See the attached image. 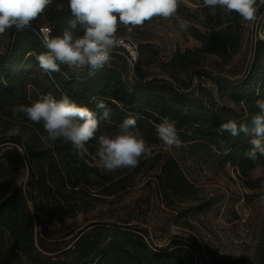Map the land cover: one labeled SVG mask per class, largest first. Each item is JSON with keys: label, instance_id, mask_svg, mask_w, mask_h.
I'll use <instances>...</instances> for the list:
<instances>
[{"label": "trees", "instance_id": "obj_1", "mask_svg": "<svg viewBox=\"0 0 264 264\" xmlns=\"http://www.w3.org/2000/svg\"><path fill=\"white\" fill-rule=\"evenodd\" d=\"M260 11L264 14V7ZM72 18L70 11L50 6L32 22V29L21 33L10 31V35H17L19 42L11 51L0 54V192L8 165L24 161L28 170L26 188H15L0 199V246L8 250L16 264H200L192 247L181 240H172L170 250L156 249L135 225L113 227V224L104 225L103 222H95L91 229L77 232L78 237L71 248L59 252L63 260H52L43 254L41 245L47 243L45 238L61 237H47L46 221L41 222L40 214L49 217L61 204L73 208L92 193L114 194L113 187L124 175H102L100 167L89 162L91 155L98 157L99 136L110 131L111 135L115 134L128 116L136 118V127L149 146L160 141L155 126L167 117L176 122L183 143L203 140L222 154L228 149L225 156L243 175L262 168L263 174L250 182L251 187H261L264 184V156L258 155L251 160L244 155L252 147L250 138L244 139L242 134L232 137L227 132L218 134L215 129L229 119L217 122L216 116L206 118L202 110L190 107L185 81L180 78L181 84L175 80L178 75H186L201 64L199 55L202 52L224 57L230 49L234 50L240 41L238 21L231 14L223 13V22L227 25L215 32L203 34L190 28V33L202 46L184 52L176 50L168 61L160 64L163 75L150 79L143 68L154 62L157 53L149 49L148 44L138 45L132 65L119 48L111 54L110 63L93 76H89L87 70L84 75L77 76L64 65L59 72L46 74L39 68L35 56L29 55L46 51L37 35L40 23L45 19L52 28V35H59ZM257 44L264 46V40H258ZM260 53V49L255 52V59ZM28 65H35V70L27 69ZM260 69L257 87L255 84L247 86L244 81L239 93V100L245 104L250 116L258 111L255 101L264 99V61ZM45 94H52L58 100L66 94L98 117L102 110L96 107L97 101L103 100L111 110L109 119L100 120L96 138L85 145L86 151L82 155L63 140L42 144L40 137L46 135L42 124L29 121L23 114L13 116L11 108L14 105H28ZM13 127H20L21 134L6 136L7 130ZM156 156L159 159L160 153ZM159 171L156 177L165 198L170 190L179 197L189 195L185 192L186 180L174 159L163 158L159 162ZM38 226H41V232L36 231ZM72 230L70 228L66 235Z\"/></svg>", "mask_w": 264, "mask_h": 264}, {"label": "rangeland", "instance_id": "obj_2", "mask_svg": "<svg viewBox=\"0 0 264 264\" xmlns=\"http://www.w3.org/2000/svg\"><path fill=\"white\" fill-rule=\"evenodd\" d=\"M51 6L70 11L67 0H54ZM262 13L257 15L264 16ZM231 16L238 21L240 31V41L235 49H230L224 57L202 52L199 55L201 64L186 75H178L175 80L178 83H181L180 78L185 81L186 91L190 94L188 105L202 110L206 118L216 116L217 122L231 119L249 123L251 116L239 100V93L244 81L247 86L255 84L257 87L264 61V46L257 42L264 40L261 37L264 19L248 23L235 13ZM181 23L189 24L187 30L180 28ZM226 25L223 12L218 10L213 16L201 0H181L176 16L146 21L134 30L131 41L138 45L148 44L149 49L157 53L154 62L143 68L150 79L163 75L160 64L168 61L176 50L184 52L202 46L192 36L190 28L204 34ZM41 27H50V24L42 19ZM120 34L124 35L123 29ZM17 41L15 33L10 35L8 32L0 37V54L11 51ZM258 49L261 53L255 59ZM35 68V65L27 66L30 70ZM74 74L81 76L84 71ZM105 134L111 135V131L102 135ZM242 138L249 137L242 134ZM96 145L99 146L98 142ZM149 147L150 154L142 157L134 169H118L111 173L100 170L102 175H124L113 187L114 194L92 193L73 208L61 204L49 217L40 214L41 222L46 221L47 237H61L45 238L47 243L41 245L43 254L52 260H63L59 252L71 248L78 237L77 232H85L91 229V224L103 222L104 225L111 223L113 227L135 225L156 249L170 250L172 240H181L192 247L200 264H264V204L259 199L264 195V189L251 187L250 183L263 174L262 168L243 175L230 158L203 140L183 143L179 149L168 148L162 141ZM157 153H160L159 159ZM166 156L178 164L186 180L185 192L189 195L179 197L170 190L165 198L161 193L156 176L160 174L159 162ZM91 157L89 163L100 167L99 158ZM27 182L28 170L24 161L8 165L0 199L15 188L25 189ZM70 228L73 230L66 235ZM36 231L41 232V226ZM55 241L57 243H53ZM0 264H16L2 246Z\"/></svg>", "mask_w": 264, "mask_h": 264}, {"label": "clouds", "instance_id": "obj_3", "mask_svg": "<svg viewBox=\"0 0 264 264\" xmlns=\"http://www.w3.org/2000/svg\"><path fill=\"white\" fill-rule=\"evenodd\" d=\"M53 3L54 0H0V37L12 30L21 33L32 29V22ZM180 3L181 0H67L73 18L62 34L52 35V28L41 27L37 35L46 51L29 55L35 56L39 68L46 74L59 72L64 65L72 72L87 70L88 75L93 76L110 63L115 49L128 47L126 40H132L135 29L154 17L168 20L176 16ZM201 3L213 16L219 10L235 13L248 23L264 19L257 15L264 7V0H201ZM188 27V23L180 24L181 29ZM120 29L124 35L120 34ZM96 107L102 110L99 117L66 94L59 100L52 94H45L28 105H14L11 111L13 116L23 114L29 121L43 125L46 135L40 137L42 144L63 140L82 155L85 145L96 138L100 120L110 118L111 110L103 100L97 101ZM255 107L258 111L251 115L249 123L238 124L230 119L215 129L220 135L227 132L232 137L241 134L249 137L252 147L244 155L251 160L258 155L264 156V99H257ZM136 124V118L128 116L115 134L99 136L96 155L102 172L134 169L142 157L150 154L151 149ZM155 129L166 147L179 149L183 146L175 121L165 117ZM20 134V127L10 128L5 133L9 137ZM228 151L225 149V154ZM261 188L264 189V184ZM259 199L264 204V195Z\"/></svg>", "mask_w": 264, "mask_h": 264}, {"label": "built area", "instance_id": "obj_4", "mask_svg": "<svg viewBox=\"0 0 264 264\" xmlns=\"http://www.w3.org/2000/svg\"><path fill=\"white\" fill-rule=\"evenodd\" d=\"M262 39H264V29L261 34ZM128 47H121L122 51L121 53L125 56L126 60L129 62L130 65H132L133 61L136 60L137 57V51H138V44L133 41H127Z\"/></svg>", "mask_w": 264, "mask_h": 264}]
</instances>
